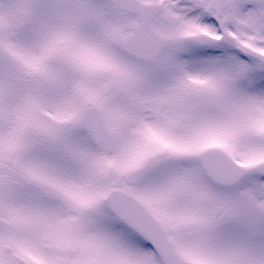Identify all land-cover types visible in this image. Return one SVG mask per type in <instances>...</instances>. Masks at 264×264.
<instances>
[{
	"label": "snow or ice",
	"instance_id": "1",
	"mask_svg": "<svg viewBox=\"0 0 264 264\" xmlns=\"http://www.w3.org/2000/svg\"><path fill=\"white\" fill-rule=\"evenodd\" d=\"M0 264H264V0H0Z\"/></svg>",
	"mask_w": 264,
	"mask_h": 264
}]
</instances>
